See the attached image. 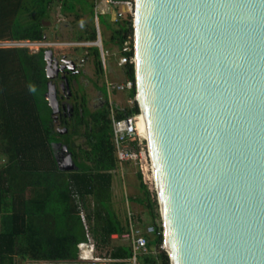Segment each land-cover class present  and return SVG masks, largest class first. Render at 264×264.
Segmentation results:
<instances>
[{
	"label": "water",
	"instance_id": "obj_1",
	"mask_svg": "<svg viewBox=\"0 0 264 264\" xmlns=\"http://www.w3.org/2000/svg\"><path fill=\"white\" fill-rule=\"evenodd\" d=\"M133 30L170 264H264V0H135ZM51 56L44 97L55 118ZM63 85L70 94L64 75ZM59 146V168L75 169Z\"/></svg>",
	"mask_w": 264,
	"mask_h": 264
},
{
	"label": "trees",
	"instance_id": "obj_2",
	"mask_svg": "<svg viewBox=\"0 0 264 264\" xmlns=\"http://www.w3.org/2000/svg\"><path fill=\"white\" fill-rule=\"evenodd\" d=\"M56 1L62 11L72 12L78 0H0V42L49 40V10ZM89 17H93L91 10ZM111 24L109 42L115 48L132 41L130 17ZM75 39L78 43L94 42V27L77 33ZM85 51L91 55L96 74L101 75L97 48L89 46ZM127 56L132 57L133 52ZM45 65L43 49L30 54L24 48H0V264L78 261L80 244L85 240L81 212L96 245L105 247L113 257H127L128 246L109 241L110 235L124 232L125 225L109 206L111 170L117 163L108 103L91 114V122L84 119L82 125L71 119L67 133L58 134L44 97L48 81ZM122 68L125 77L134 78L132 64ZM133 95L134 89L128 92L129 98ZM81 102L84 105V97ZM113 110L115 117L122 118L139 108L133 100L123 108L114 104ZM76 135L84 136L85 148L74 145ZM56 141L67 146L75 169L59 168L60 146ZM136 177L141 195L133 200L149 216L153 227L149 244L156 250L155 255L139 257L138 264H170L168 255L159 248L161 227L148 160L138 164Z\"/></svg>",
	"mask_w": 264,
	"mask_h": 264
},
{
	"label": "rangeland",
	"instance_id": "obj_3",
	"mask_svg": "<svg viewBox=\"0 0 264 264\" xmlns=\"http://www.w3.org/2000/svg\"><path fill=\"white\" fill-rule=\"evenodd\" d=\"M89 4L92 6L90 7ZM74 5L75 9L72 12L62 11L59 1H56L51 6L49 10L51 25L47 30L50 36L48 41L56 42L59 45L48 51H51L57 58H60V56H66L70 59L76 58L78 64L82 58L88 57V62H84L83 67H81L84 71V75L78 78V80H80V86H76L74 92L77 94L84 93L88 109L93 110V103L96 102L95 95H97V87L105 82L114 85L125 78L123 66H117L119 57L117 48L109 42V35L112 32L111 28H113L111 23L113 22L115 8L109 7L105 0H78L74 1ZM90 10L93 12L92 18L89 17ZM95 17L98 18V21L95 20ZM95 23L98 28V34H95V38L98 37L102 51L106 52V56L104 55V67L101 66L103 68L101 75L94 72L93 66L90 63L91 57L86 55L85 49L89 46L80 45L79 43L83 42L78 43L75 39L77 33H83V30H88L92 26L94 27ZM61 44L67 45L62 46ZM26 49L30 54L38 53V50L32 47L31 49L28 47ZM109 98L112 104L115 103L121 106V108L133 102L132 99L129 98L127 92H111L109 93ZM78 99L79 98H77V101H79ZM77 136L73 138L74 145H80L85 148V139L82 136ZM0 162H2L1 159ZM137 167L138 164L126 163L119 168H115L114 172H111L109 206L122 225L126 224L128 210L135 215L139 224H143L144 226L149 225V216L146 210L133 200L141 195L136 177ZM158 216H160L159 212ZM97 244V251L104 253L106 248L100 246L99 243Z\"/></svg>",
	"mask_w": 264,
	"mask_h": 264
},
{
	"label": "built area",
	"instance_id": "obj_4",
	"mask_svg": "<svg viewBox=\"0 0 264 264\" xmlns=\"http://www.w3.org/2000/svg\"><path fill=\"white\" fill-rule=\"evenodd\" d=\"M109 7H114V18L113 23L118 22L128 17L132 20V28L135 16V0H105ZM96 20V17H95ZM94 30L96 35L98 34L97 24L95 23ZM132 41L124 42L120 49H117L118 60L117 66L122 67L127 64L135 65L134 58V30L132 31ZM80 45H95L97 47V42L79 43ZM59 44L56 42H49L48 40L31 42L28 40H18V41H2L0 42V48H24L27 47L31 49L52 50L55 46ZM62 46L67 44H61ZM27 50V49H26ZM99 59L101 66L104 67V55L106 52L100 49ZM133 52L132 57H128L127 53ZM134 89L133 98L136 101L137 96V83L134 69V78L125 77L122 81L117 84H108L105 82V91L107 93L108 100V117L110 124V139L113 145V156L117 167L119 168L126 163L140 164L143 161L148 160L151 170V156L149 152V143L147 135L144 136L140 129L139 121L141 119L142 113L140 109L138 112L126 115L122 118H117L114 116V110L112 102L109 98V93H122L129 92ZM137 103V102H136ZM138 105V104H137ZM139 108V106H138ZM115 169L111 170L114 172ZM152 175V171H151ZM153 181V177H152ZM154 189V186H153ZM155 193V192H154ZM81 222L83 225L85 240L80 244V254L78 261H27L25 264H138L139 257L144 255H155L156 250L153 246H150V237L153 233L152 225L144 226L139 224L135 218V215L131 211H127L125 231L120 234H112L109 236V241L111 245H126L130 249V255L127 257H113L109 253H100L97 251V246L95 241L92 239L85 220V215L83 212L80 213ZM159 223L161 227V222L159 218ZM163 243V233L161 227V242L159 248H162ZM164 251V250H163ZM165 252V251H164ZM168 255V253H165ZM169 257V256H168Z\"/></svg>",
	"mask_w": 264,
	"mask_h": 264
},
{
	"label": "flooded vegetation",
	"instance_id": "obj_5",
	"mask_svg": "<svg viewBox=\"0 0 264 264\" xmlns=\"http://www.w3.org/2000/svg\"><path fill=\"white\" fill-rule=\"evenodd\" d=\"M86 55L91 57L88 51H86ZM51 57L52 58L49 59L51 60V70H53V72L55 73V70L59 69L58 73L55 74V77L52 80L56 85V93L59 102V112L57 113L55 118L53 117V115H51V117H52L54 130L58 134H61L59 130L64 127L67 128V121L71 119L75 123H82V125H84L83 122L84 119L87 120L88 122H91L93 120L91 114L95 111H99L103 109V106L106 105V101L108 103V100H107V93L105 91V83L97 87V95H95L96 102L93 103V110L88 109L84 93L77 94L74 92V88L76 86L78 87L80 86V80H78L79 76L84 75V71L82 70L81 67H83L84 62H88L87 56L84 59L82 58L79 64L77 63L78 61L76 60V58L70 59L69 57L66 56H60V58H57L53 54ZM90 63L92 64L93 70L96 73L92 58L90 60ZM54 64H56L57 66L56 69L53 68ZM63 75L67 78V82L71 90L70 94H68L65 85H63V88L61 87V81ZM103 86H104V90H103ZM83 97H84V105L81 102ZM77 98H79L78 99L79 101H77ZM75 113L77 114L76 116H74ZM82 127L80 129H82ZM78 136H82V135H78ZM82 137L84 138V136ZM56 143H59V145H63L62 141H56ZM64 155L65 153L63 152L58 153L57 151V159H59L60 161L62 160Z\"/></svg>",
	"mask_w": 264,
	"mask_h": 264
},
{
	"label": "bare ground",
	"instance_id": "obj_6",
	"mask_svg": "<svg viewBox=\"0 0 264 264\" xmlns=\"http://www.w3.org/2000/svg\"><path fill=\"white\" fill-rule=\"evenodd\" d=\"M98 44H99V43H98ZM139 124H140V129L142 130L141 132L143 133L144 136H146V135H147V132H146V128H145V123H144V119H143V114H142V116H141V119H140V121H139ZM162 248H163V250L165 251V253H169V254H170V251H169V250H166V248L163 247V246H162Z\"/></svg>",
	"mask_w": 264,
	"mask_h": 264
},
{
	"label": "crops",
	"instance_id": "obj_7",
	"mask_svg": "<svg viewBox=\"0 0 264 264\" xmlns=\"http://www.w3.org/2000/svg\"><path fill=\"white\" fill-rule=\"evenodd\" d=\"M20 263H21V264H25V263H23V262H19V261L16 262V264H20Z\"/></svg>",
	"mask_w": 264,
	"mask_h": 264
},
{
	"label": "clouds",
	"instance_id": "obj_8",
	"mask_svg": "<svg viewBox=\"0 0 264 264\" xmlns=\"http://www.w3.org/2000/svg\"><path fill=\"white\" fill-rule=\"evenodd\" d=\"M95 34H96V32H95ZM44 50V49H43Z\"/></svg>",
	"mask_w": 264,
	"mask_h": 264
}]
</instances>
